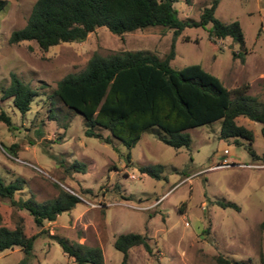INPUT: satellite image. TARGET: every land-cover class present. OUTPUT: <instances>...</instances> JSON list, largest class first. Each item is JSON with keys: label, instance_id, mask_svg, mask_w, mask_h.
Segmentation results:
<instances>
[{"label": "rangeland", "instance_id": "obj_1", "mask_svg": "<svg viewBox=\"0 0 264 264\" xmlns=\"http://www.w3.org/2000/svg\"><path fill=\"white\" fill-rule=\"evenodd\" d=\"M211 1L178 0L173 5L179 18L197 20ZM33 3L9 0L0 11V86L8 85L14 73L37 91L23 115L8 100H0V109L10 115L14 127L0 122V178L4 182L23 180L15 198L32 195L46 201L62 188L79 200L39 227L26 210L0 198V224L20 222L28 235L44 230L34 239L29 255L19 246L4 249L0 264H76L50 234L99 246L104 264H119L122 253L113 241L126 232L146 234L152 249L150 254L142 245L131 247L128 264H218V255L235 264H264L262 124L237 118L253 133L250 145L255 159L247 150V140L235 144L219 138L220 120H215L187 130L188 148L161 141L164 132L159 128L145 131L129 149L127 162L126 146L115 141L113 148L84 135L83 117L50 94L65 74L84 69L94 51L107 55L140 49L163 57L172 29L152 26L116 35L100 26L82 41L60 42L46 51L33 40L10 43L11 31L26 24ZM214 14L226 23L239 21L245 39L244 61L232 56V50L240 46L231 38L213 41L207 28L186 27L175 39L170 65L179 69L200 64L228 88L247 83V93L264 101V0H219ZM50 106L56 120H50ZM13 144L15 153L9 150ZM73 160L85 162L86 171L66 170ZM148 164L162 165L158 178L140 173L139 166ZM216 199L235 203L238 209L222 207Z\"/></svg>", "mask_w": 264, "mask_h": 264}, {"label": "trees", "instance_id": "obj_2", "mask_svg": "<svg viewBox=\"0 0 264 264\" xmlns=\"http://www.w3.org/2000/svg\"><path fill=\"white\" fill-rule=\"evenodd\" d=\"M9 0H0V11ZM178 0H34L26 24L11 31L8 41L19 43L33 40L41 51L60 42L82 41L97 27H106L116 35H122L147 27L161 26L172 29L169 50L163 57L146 50H120L102 55L94 51L84 69L67 73L56 82L50 94L70 112L83 117L84 135L99 138L115 148V141L128 148L125 155L130 161V148L141 134L159 128L164 132L159 139L174 147L190 145L188 129L220 120L219 138L240 144L249 142L247 150L253 157L257 154L251 147L253 133L239 124L240 116L262 124L264 136V101L247 93L249 85L228 88L214 74L200 64H189L179 69L170 65L175 56V39L186 27L207 28L209 38H231L239 44L232 56L241 62L245 59L244 33L238 20L223 22L215 16L219 0H212L203 7L199 18H179L173 3ZM37 91L27 82L11 73L8 85L0 86V100H8L22 115L30 110ZM50 104L53 105L52 100ZM50 120H56L53 106L49 107ZM72 112V113H73ZM0 122L14 128L10 115L0 109ZM63 128L68 123L61 125ZM106 131L102 134L101 131ZM10 145L9 150L15 153ZM60 160L59 163H61ZM86 171V163L73 160L66 170ZM163 167L160 164L140 165L141 174L158 178ZM58 187V186H57ZM23 188V180L16 178L4 182L0 178V198H8L20 210H26L39 227L44 221H54L58 214L73 208L79 197L59 188L58 194L49 200L38 201L32 195L15 198ZM225 207L238 206L232 202L216 199ZM264 228V220L261 222ZM44 233L40 230L38 234ZM38 234L28 235L24 225L0 224V251L19 246L25 256L32 251ZM62 251L76 264H104L99 246H89L56 234H50ZM144 233L117 234L113 246L122 253L119 264H128L129 250L142 245L152 254ZM218 264H235L233 259L217 256ZM18 264H24V261Z\"/></svg>", "mask_w": 264, "mask_h": 264}, {"label": "built area", "instance_id": "obj_3", "mask_svg": "<svg viewBox=\"0 0 264 264\" xmlns=\"http://www.w3.org/2000/svg\"><path fill=\"white\" fill-rule=\"evenodd\" d=\"M226 162V161H225ZM131 178H135L136 176L134 174H131L130 175Z\"/></svg>", "mask_w": 264, "mask_h": 264}]
</instances>
